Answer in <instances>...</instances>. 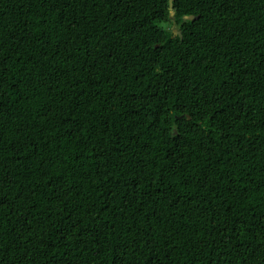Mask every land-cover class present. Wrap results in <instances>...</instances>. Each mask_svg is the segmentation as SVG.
I'll return each instance as SVG.
<instances>
[{
    "label": "trees",
    "instance_id": "obj_1",
    "mask_svg": "<svg viewBox=\"0 0 264 264\" xmlns=\"http://www.w3.org/2000/svg\"><path fill=\"white\" fill-rule=\"evenodd\" d=\"M169 1L0 0V264H264V0Z\"/></svg>",
    "mask_w": 264,
    "mask_h": 264
},
{
    "label": "water",
    "instance_id": "obj_2",
    "mask_svg": "<svg viewBox=\"0 0 264 264\" xmlns=\"http://www.w3.org/2000/svg\"><path fill=\"white\" fill-rule=\"evenodd\" d=\"M172 2H173V0H170V1H169V9H170V10H171V8H172ZM173 34H174V35H179V34L177 33V31H174Z\"/></svg>",
    "mask_w": 264,
    "mask_h": 264
}]
</instances>
